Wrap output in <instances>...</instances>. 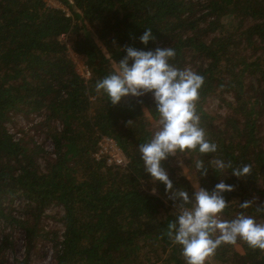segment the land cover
Returning <instances> with one entry per match:
<instances>
[{
	"label": "trees",
	"instance_id": "16d2710c",
	"mask_svg": "<svg viewBox=\"0 0 264 264\" xmlns=\"http://www.w3.org/2000/svg\"><path fill=\"white\" fill-rule=\"evenodd\" d=\"M53 1L70 14L47 0H0V219L25 233L16 263L29 264L43 234L53 240V264H185L167 235L175 204L144 171L137 150L159 126L151 94L113 105L95 91L97 80L118 69L126 46H171L174 67L204 76L197 111L218 150L177 152L164 161L174 189L191 195L224 180L234 190L224 193L230 203L220 218L243 212L264 223L256 212L264 204V0ZM146 28L155 37L147 46L139 40ZM18 115L41 121L13 133L8 125L18 128ZM104 136L117 141L125 166L96 158ZM216 159L233 168L248 164L250 173L237 178L230 168H209L200 176L195 161L211 167ZM16 198L30 201L18 207L20 219L12 215ZM244 201L252 205L240 208ZM47 209L57 211L48 216ZM47 217L61 229L46 232ZM8 248L14 241L1 237L0 264ZM206 264H264V250L242 240L222 244Z\"/></svg>",
	"mask_w": 264,
	"mask_h": 264
},
{
	"label": "clouds",
	"instance_id": "9594fccd",
	"mask_svg": "<svg viewBox=\"0 0 264 264\" xmlns=\"http://www.w3.org/2000/svg\"><path fill=\"white\" fill-rule=\"evenodd\" d=\"M154 39L151 28H146L139 37L145 46ZM124 51L126 54L119 60L118 69L97 80L95 91L106 95L113 105L127 96L139 98L151 94L159 114V126L137 150L144 171L153 181L164 184L165 191L170 193L169 199L175 204V219L168 223L167 235L174 245L180 246L185 264H206L220 245L236 244L239 240L251 248L264 250V223L243 212L231 220L220 218L230 203L224 193L233 191V185L220 180L211 191L199 185L189 195L185 189H174L163 167V162L177 152L209 154L218 150L217 143L206 138L197 111L204 76L190 68L174 67L170 60L176 52L171 46L148 50L126 46ZM195 168L200 176H206L209 168L215 172L230 168L233 176L242 178L250 173L251 166L233 168L230 163L216 159L211 167L196 160ZM155 191L153 188L152 192ZM251 205V201L239 203L242 209ZM256 212L264 213V204L257 206Z\"/></svg>",
	"mask_w": 264,
	"mask_h": 264
},
{
	"label": "rangeland",
	"instance_id": "374dc122",
	"mask_svg": "<svg viewBox=\"0 0 264 264\" xmlns=\"http://www.w3.org/2000/svg\"><path fill=\"white\" fill-rule=\"evenodd\" d=\"M47 3L49 6L51 7H58L60 9H63L64 11L66 10L68 14H70V12L63 7V5L61 3H58L56 1L53 0H47ZM63 40H66L63 38ZM70 46V44H68ZM70 56L73 60V62L76 65V69L79 72L80 75H82L84 78L88 79L90 77V73L87 71L86 67L84 66L82 59L75 53H73L70 49ZM210 109H217V104L215 103H211L209 104ZM220 112H224V110H220ZM31 118H34L33 121L31 120ZM41 121L40 117H36V116H30V119H26L24 116L18 115L14 118V124H16L18 126V128H15L14 125H8L9 129L11 132H15L16 129H19V127H25V128H29L30 126H32L35 123H39ZM39 140V138H38ZM47 150H51L52 148V144L50 141L46 142L45 145ZM22 199V200H21ZM25 201V202H24ZM23 198H16L13 200L12 202V207L15 209L14 212H12L13 216H16L18 219H20V217H22V214H17L18 211V207H22V206H26L28 202V200H24ZM20 205V206H19ZM56 209H47L45 211V213L50 216L52 215L54 212H56ZM10 224L8 226L5 225V223L2 222V220L0 219V238L1 237H6L8 238L9 242L11 240L14 241V250L10 251L9 248L6 251V260L7 263L6 264H17L16 262L20 260V258L23 257L22 254V248L18 249L17 246L20 243L21 238H23V229L21 227H19L17 224H13L11 222H9ZM43 228L46 232H50L52 234L53 231L56 230H60L61 229V223H59V221L54 220V218L52 217H47L45 220V223L43 224ZM45 232V233H46ZM49 238V237H48ZM53 240L51 241V239H45L44 235L42 234V238L38 239V241H36V249L33 251V255L31 257V260L29 262V264H49V254L48 250L50 248V244H52ZM12 259V260H11ZM15 259H19L17 261H15ZM15 261V262H14Z\"/></svg>",
	"mask_w": 264,
	"mask_h": 264
},
{
	"label": "built area",
	"instance_id": "2783aa9c",
	"mask_svg": "<svg viewBox=\"0 0 264 264\" xmlns=\"http://www.w3.org/2000/svg\"><path fill=\"white\" fill-rule=\"evenodd\" d=\"M98 147H99V151L96 154V158L97 159L106 158L107 166H111V165L125 166L127 164V159L123 154L122 150L120 149V147L118 146L117 141L115 139L104 136L99 141ZM25 244H26V237L23 231V238H21L20 243L17 246L18 249L22 248V254L24 253ZM52 253L53 252L50 247L47 253L49 254V262H50L49 264H53Z\"/></svg>",
	"mask_w": 264,
	"mask_h": 264
}]
</instances>
